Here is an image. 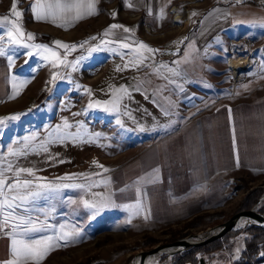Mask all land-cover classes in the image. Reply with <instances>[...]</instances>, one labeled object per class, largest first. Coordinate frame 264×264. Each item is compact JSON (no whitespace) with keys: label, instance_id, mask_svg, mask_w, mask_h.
<instances>
[{"label":"crops","instance_id":"1","mask_svg":"<svg viewBox=\"0 0 264 264\" xmlns=\"http://www.w3.org/2000/svg\"><path fill=\"white\" fill-rule=\"evenodd\" d=\"M164 1L98 0V14L64 30L51 23L36 22L29 10L33 0H16L17 9L23 13L21 23L25 32L36 37L28 43L53 48L62 57L66 55L69 63H75L81 53L79 45L85 41L89 43L97 35L115 41L112 48L117 49V56H113L115 71L111 74L110 100L113 91L121 87L127 88L129 94L123 96L119 112L99 109L110 115V123L117 126V132L122 130L127 137L138 138L145 146H131L116 154L99 156V164L109 169L105 172L99 167L100 177L110 178L99 194L108 192L111 197L107 215L138 231H146L149 226L161 231L187 224L202 215L225 211L241 202L243 194L234 193L238 180L251 177L252 182H264V81L249 84L243 74L252 69H247L241 76L231 73V82V77L226 74L230 67L228 63L233 59L243 58L250 63L256 61V66L260 64L255 55L264 43L254 45L263 38L264 27L252 22L264 18V6L249 4L244 2L246 0L211 5L170 55L173 64L180 61L175 67L179 75L168 70L143 74L140 79L130 72L134 54L129 50L136 48L139 42L153 49H157L153 47L156 45L134 35V25L125 26L131 32L117 28L112 29L113 35L105 36L111 26L103 20L114 12L124 15L133 9L145 16L159 17L166 7L176 6L175 0ZM13 2L0 0V17L10 13ZM129 3L132 7H128ZM215 9L220 11L209 15ZM176 10L173 7L171 12ZM151 29L154 28L144 24L138 30ZM42 33L47 34V39L41 37ZM258 34H261L259 38ZM55 41L75 44L77 48L66 53L65 49L56 47ZM120 42H126L130 47L121 48ZM158 50L144 53L149 55L148 62L154 60V54L169 55V47L164 44ZM27 51L29 49H9L10 55L16 53L15 63L11 66L7 55L0 56V101H5L0 102V107L25 95L20 92L16 99L8 100L12 77L15 76L17 81L23 79L16 72H20L25 61L31 58L25 55ZM237 54L241 56L234 58ZM35 57L40 56L36 54ZM36 61L37 68L38 63H47L42 58ZM107 66L105 63L104 68ZM101 73L99 101L105 103ZM72 75L76 79L79 73L72 71ZM244 85L249 87L244 88ZM39 93L35 95L36 100ZM117 120L121 124H117ZM137 203L142 210L133 215L126 206ZM8 245V239L0 235V261L10 258Z\"/></svg>","mask_w":264,"mask_h":264},{"label":"rangeland","instance_id":"2","mask_svg":"<svg viewBox=\"0 0 264 264\" xmlns=\"http://www.w3.org/2000/svg\"><path fill=\"white\" fill-rule=\"evenodd\" d=\"M167 2L168 0L164 1V3ZM221 2L237 1L175 0L176 6L173 7L177 8L176 12H171L173 7L168 6L162 11L161 16L156 17L145 16L133 9L124 15H117L114 12L111 16L105 17L103 22L109 26L122 25L124 28L134 25L135 31L132 33L137 37L151 41L156 45L153 47L157 49L163 44L164 47H169V55L157 56L154 54L152 56L154 60L151 62H148L149 55L145 54L147 59L139 65L133 64L130 60V72L142 79L143 74L153 75L160 71L175 69L176 63L173 64L170 59L175 46L181 45L205 9ZM244 2L259 3L262 7L264 6V0H246ZM194 12L198 15L193 16ZM144 24L154 29L140 32L138 29L142 28ZM90 30L92 29L90 28ZM89 33L90 31L87 32V34ZM260 36L261 34H258V38ZM262 36L263 38L260 37L254 46L264 43V34ZM41 37L46 38L47 34L42 33ZM95 37L96 39L84 43L85 45L79 49L81 53L75 60V62L79 60V64L76 65L75 70L68 69L63 65L54 69L52 66L48 67L47 63H38L39 67L37 68L36 60L41 57H35L36 54H34V57L27 60V64L24 63L21 71L16 72L17 75L23 76L22 80L30 81L20 90L25 95L15 102L0 107V118L20 115L19 120L8 121L5 126H0V165L5 169L9 163L13 165L12 171L5 172L9 183L15 182L14 173L19 168H32L35 171V177L21 173L19 178L35 182L36 177H43L46 181L57 184H99L98 187H92L91 191L87 193L81 188H65L52 199L40 198L35 203L27 205L26 207L29 209L27 212L23 209L17 210L19 214L25 216H39L41 220L46 219L49 225L54 226L55 232L49 230L37 233L35 238L58 234L61 225L66 226V231L75 229L79 233L74 240H69L66 243L61 241L62 246L52 251L42 264H133L135 256L141 251H149L159 245L170 244L191 238L194 235H205L209 230L229 221L236 214L246 212L245 210L241 211L240 207L245 197L253 190L263 192L250 210L255 209L264 215V182H252L251 177H245L238 180L235 185L234 193L243 194L239 205H233L222 212L202 215L198 217V220L193 219L187 224L173 228L161 231L152 229L150 226L146 231H138L136 227L129 229L125 224L118 223L116 217L106 214L111 206L104 208L95 217L92 216L91 211L84 207L82 200L92 201L95 199L99 201L100 197L93 194L99 193L101 187L106 185L110 179L109 177H107L108 180L100 177L101 172L96 166L97 163L99 164V156L116 154L131 146H145V143L139 141L138 138L134 140L132 136L127 137L126 132L122 130L117 132V126H112L110 123L109 114L101 112L99 108L88 109L87 107L90 102L99 101L100 71H102L100 75V77L102 76V80H100V85L103 88L102 98L105 102L110 101L109 88L113 83L111 74L115 71L113 56H117L116 51L109 50L113 49L112 43H103V41H110L108 38L101 39L99 35ZM93 48L101 50L90 52V49ZM258 49L260 50L255 56L259 59L260 64L257 66L256 61L250 63L249 60L243 58L233 59L230 64L228 63L230 67L226 70V74L231 77L230 82L233 81L231 73L234 72L241 76L247 69H252V71L249 70L250 72L247 71L248 73L243 74L249 84L264 81V46ZM239 56L241 54H237L234 58ZM105 63H108L106 68H104ZM161 65L167 67H161ZM250 65V68L244 69ZM255 66L256 68H254ZM39 69L41 72L38 71ZM72 71L79 73L78 78L74 79ZM54 72L60 75L55 81L49 83ZM37 75L39 76L37 77ZM86 89L92 90L91 96L87 94ZM37 93L40 95L38 100L35 99ZM76 113L79 115H75ZM65 120L71 127L64 128ZM105 120L107 121L105 122ZM80 124H83L84 127H79ZM58 126L61 129L59 132L57 131ZM95 133H100L101 136L96 138ZM49 140L52 142L45 144ZM42 145L47 147V151H43ZM9 149L23 154L9 155ZM78 174H86V176ZM74 175L76 178L73 180L60 179ZM101 181L107 183H100ZM104 195L109 196L108 192H104ZM44 213L49 214L45 216ZM252 228L264 229L248 225L246 221L240 222L237 230L227 233L224 237L212 242L214 244L211 248L200 252L196 264H200L201 259H204L207 264H226L229 261L231 264H250L264 260V255L261 254L264 253V243L258 256L249 252L245 255L249 242L253 241L256 235H260L255 233ZM3 237L9 241L7 249L10 254V239L8 236L3 235ZM193 249L174 256H159L160 264H172L176 256L183 255ZM237 249H239L238 254ZM208 250L212 252L209 253Z\"/></svg>","mask_w":264,"mask_h":264},{"label":"snow or ice","instance_id":"3","mask_svg":"<svg viewBox=\"0 0 264 264\" xmlns=\"http://www.w3.org/2000/svg\"><path fill=\"white\" fill-rule=\"evenodd\" d=\"M98 0H33L30 7V12L33 14V18L36 22L51 23L54 26L68 30V28L73 27L77 22L82 19L88 18L89 16L96 15L97 9L96 4ZM240 2V0H237ZM128 7H132L129 3ZM220 9H215V12H219ZM193 16L198 15V13H193ZM23 13L17 9V2L14 0L10 13L3 17H0V56H8L9 65H14L16 55L15 52L9 54V49H29L25 53L28 57H32L33 54L39 55L43 60L47 61L52 68H58L61 65L64 67H71L73 70L76 69V65L79 64V60L75 63H69L67 61V56H61L57 50L50 48L46 45L31 44L28 41H34L35 35L29 32H25L23 25L21 23ZM253 24H258L264 27V18L259 21H253ZM123 28L124 32H131V29L124 28L122 25H111L110 29L107 30L104 35H113L112 29ZM96 39V37H93ZM56 47L66 50V53H70L77 48L75 44H66L61 41H55ZM84 43H87L85 41ZM84 43L79 45L83 47ZM104 44L115 43V41H103ZM121 48H129L130 45L126 42H120ZM191 47V46H190ZM100 48L90 49L91 51H99ZM110 51H117V49H109ZM143 50V51H141ZM159 51L158 49H153L143 42H139L136 48L132 49L134 54L133 64L139 65L143 63L147 57L144 55L147 53H155ZM187 59V56H186ZM27 63V60L25 61ZM177 64L180 61L176 62ZM161 67H167L166 65H161ZM174 75H179L176 69H169ZM59 73H53L52 79L49 83H52L57 79ZM63 78V77H61ZM30 81L21 80L17 81L16 77H12V92L8 96V100L16 99L20 90L23 89ZM210 87V85H209ZM244 88H248V85H244ZM183 88L181 87V91ZM89 96L92 95L91 89H86ZM128 89L121 87L113 91V99L101 103L100 101L90 102L88 104V109L93 108H103L106 111L119 112L120 102L123 96L128 95ZM5 102V101H0ZM75 115H79L76 113ZM20 115H13L9 117L0 118V126H5L8 121L19 120ZM117 124H121L120 120L116 121ZM64 128H69L71 125L67 120L63 122ZM79 127L83 128L84 125L80 124ZM57 131H61L60 127H57ZM100 133H95V137L99 138ZM76 139L75 137L73 138ZM52 142L51 140L46 141ZM43 151H47V147L42 145ZM9 155H22L21 152L8 150ZM94 163H96L94 161ZM238 164V161H237ZM97 167L103 168L105 172L109 169L104 168L103 165L96 164ZM13 165L8 164L7 169L0 165V235L8 236L10 239V258L4 261H0V264H42L46 257L57 248L61 247V241L65 243L69 240H74L78 237L79 233L72 229L71 231H66L64 225L59 228V233L54 235H45L41 238H35V234L47 232L52 230L55 232L54 226L49 225L47 220H41L39 216L33 217L31 215L25 216L18 213V209H23L25 212L29 211L26 207L29 204L35 203L40 198L52 199L59 195L62 189L65 188H81L85 192H90L92 187H98V183L93 184H57L53 182L46 181L43 177H36L35 182L33 180H21L19 177L21 173H27L29 176L35 177V171L32 168H19L15 171L14 175L16 177L15 182L9 183L5 177L6 171H12ZM85 175L86 174H78ZM76 176H65L61 177L62 180H73ZM43 181V182H40ZM100 183H107L106 181H101ZM94 196H99V201L97 200H82L85 208L91 211L93 217H95L104 208L111 206V197L105 196L99 193L93 194ZM75 203V201H72ZM133 215L140 214L142 210L139 203L135 205L126 206ZM49 213H44L47 216ZM148 217L145 216V219ZM239 249H237V254ZM264 255V253H261Z\"/></svg>","mask_w":264,"mask_h":264},{"label":"water","instance_id":"4","mask_svg":"<svg viewBox=\"0 0 264 264\" xmlns=\"http://www.w3.org/2000/svg\"><path fill=\"white\" fill-rule=\"evenodd\" d=\"M242 221H246L248 225L264 228V215L257 212L255 209H252L250 211L236 214L229 221L209 230L205 235H194L191 238H186L166 245H159L149 251H141L135 256L133 264H151L154 259L156 260L155 264H160L159 256H174L190 249L210 244L224 237L227 233L237 230L239 223ZM200 264L207 263L204 259H201Z\"/></svg>","mask_w":264,"mask_h":264},{"label":"trees","instance_id":"5","mask_svg":"<svg viewBox=\"0 0 264 264\" xmlns=\"http://www.w3.org/2000/svg\"><path fill=\"white\" fill-rule=\"evenodd\" d=\"M263 191L261 190H253L251 191L244 199L242 206L240 207V210L248 211L250 210L258 201L259 197L261 196ZM264 213V210H263ZM202 218V217H201ZM199 218H197L198 220ZM211 219V218H210ZM193 223V222H192ZM191 224V223H190ZM252 230L255 233H259L260 235H256V237L253 239V241L249 242V246H247V251L245 252V255L253 254L254 256H258L262 249L261 246L264 243V229L259 228H252ZM259 236V237H258ZM214 243L208 244L206 246L196 248L191 250L190 252H187L183 255H178L173 259L172 264H196L198 263V254L202 251H206L208 248H211ZM208 252H212L211 250H208ZM246 257V256H245ZM264 260H258L256 263H250V264H260L263 263ZM249 264V263H247Z\"/></svg>","mask_w":264,"mask_h":264},{"label":"bare ground","instance_id":"6","mask_svg":"<svg viewBox=\"0 0 264 264\" xmlns=\"http://www.w3.org/2000/svg\"><path fill=\"white\" fill-rule=\"evenodd\" d=\"M250 67H251V65L250 66H246L244 69H247V68H250ZM155 262H156V260L154 259L151 264H155Z\"/></svg>","mask_w":264,"mask_h":264},{"label":"built area","instance_id":"7","mask_svg":"<svg viewBox=\"0 0 264 264\" xmlns=\"http://www.w3.org/2000/svg\"><path fill=\"white\" fill-rule=\"evenodd\" d=\"M248 60V59H247ZM231 61V60H230ZM230 61H229V64H230ZM252 65V64H251Z\"/></svg>","mask_w":264,"mask_h":264}]
</instances>
